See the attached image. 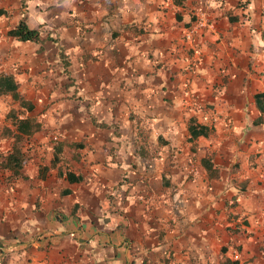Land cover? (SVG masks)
Instances as JSON below:
<instances>
[{
	"label": "crops",
	"instance_id": "obj_1",
	"mask_svg": "<svg viewBox=\"0 0 264 264\" xmlns=\"http://www.w3.org/2000/svg\"><path fill=\"white\" fill-rule=\"evenodd\" d=\"M22 1L0 0L23 100L0 94V264H264V0Z\"/></svg>",
	"mask_w": 264,
	"mask_h": 264
},
{
	"label": "trees",
	"instance_id": "obj_2",
	"mask_svg": "<svg viewBox=\"0 0 264 264\" xmlns=\"http://www.w3.org/2000/svg\"><path fill=\"white\" fill-rule=\"evenodd\" d=\"M6 11L2 8H0V16L5 14ZM8 35L15 37L18 40L21 41H34V42H39L40 41V30L39 29H35V28H30L29 25L27 24V22L24 19H20L19 22L17 23V25L9 30ZM62 55V53H61ZM10 92L12 94L13 97H16L18 100H20V95L17 92V85L15 84L13 77L12 76H0V94L1 93H8ZM256 101L258 103L259 108H263L261 107V101L264 100V94L260 93V94H256L255 95ZM258 100L260 101V103L258 102ZM21 102L23 100H20ZM32 109V108H31ZM16 128L19 130L21 129V121L18 122ZM189 131L191 134V137L196 138L200 135L206 136L208 133V127L205 125H193L192 122H190L189 125ZM59 151L56 149V157L54 159V164L55 161H57L58 157H57V153ZM13 153L17 154V151H13ZM8 161H12L13 158H11V155L7 156ZM67 178L70 181H79L80 177H73L71 176L70 173H67Z\"/></svg>",
	"mask_w": 264,
	"mask_h": 264
},
{
	"label": "rangeland",
	"instance_id": "obj_3",
	"mask_svg": "<svg viewBox=\"0 0 264 264\" xmlns=\"http://www.w3.org/2000/svg\"><path fill=\"white\" fill-rule=\"evenodd\" d=\"M33 0H23L22 1V3L23 4H26V3H28V5H30V3L32 2ZM27 5V6H28ZM46 39V38H45ZM46 40H48V39H46ZM45 40H42L41 38H40V45H42L41 43H43ZM28 43H33L32 41H27ZM39 42H36V43H39ZM47 42V41H46ZM46 42H44V44L46 43ZM43 46H41V48H42ZM65 54H66V52L64 51V50H62ZM56 91V95H59L60 93V89H56L55 90ZM74 98H73V96H69L66 100H69V101H71V100H73ZM66 109H67V111H72V112H74L76 109H75V107L72 105V103L69 105V106H66ZM101 126H104V124L103 125H101Z\"/></svg>",
	"mask_w": 264,
	"mask_h": 264
}]
</instances>
